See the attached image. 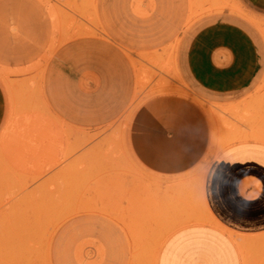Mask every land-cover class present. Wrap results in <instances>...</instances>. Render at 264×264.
Here are the masks:
<instances>
[{
    "label": "rangeland",
    "instance_id": "obj_1",
    "mask_svg": "<svg viewBox=\"0 0 264 264\" xmlns=\"http://www.w3.org/2000/svg\"><path fill=\"white\" fill-rule=\"evenodd\" d=\"M97 3L0 0V84L7 96L0 127V264H155L171 232L208 218L200 192L216 152L239 141L264 143V69L241 100L215 102L188 84L179 65L182 47L201 24L232 12L251 15L237 0ZM102 12L126 20H99ZM249 26L264 48L262 31ZM86 34L114 41L136 69L124 111L95 127L65 122L42 92L53 51ZM159 95L190 99L210 126L204 156L184 176L148 171L129 147L134 111ZM228 234L240 264H264V231Z\"/></svg>",
    "mask_w": 264,
    "mask_h": 264
},
{
    "label": "crops",
    "instance_id": "obj_2",
    "mask_svg": "<svg viewBox=\"0 0 264 264\" xmlns=\"http://www.w3.org/2000/svg\"><path fill=\"white\" fill-rule=\"evenodd\" d=\"M237 1L251 15L232 12L230 18L201 24L180 52L183 77L209 101H239L263 74L264 48L249 24L264 34V0ZM111 4V0L97 3ZM112 16L102 12L99 20H126L122 14ZM135 72L114 41L79 35L59 45L48 58L42 92L49 108L65 122L95 127L124 111ZM6 115L7 96L0 84V127ZM128 134L139 164L154 174L174 177L184 176L200 162L209 145L210 126L190 99L159 95L137 107ZM200 194L208 218L171 232L155 264H240L228 231L243 235L264 231V143L239 141L217 151L203 174ZM127 245L129 250L132 238Z\"/></svg>",
    "mask_w": 264,
    "mask_h": 264
},
{
    "label": "bare ground",
    "instance_id": "obj_3",
    "mask_svg": "<svg viewBox=\"0 0 264 264\" xmlns=\"http://www.w3.org/2000/svg\"><path fill=\"white\" fill-rule=\"evenodd\" d=\"M79 211V210H78ZM85 211V210H84ZM75 212H76V210H75ZM13 250V249H12Z\"/></svg>",
    "mask_w": 264,
    "mask_h": 264
}]
</instances>
